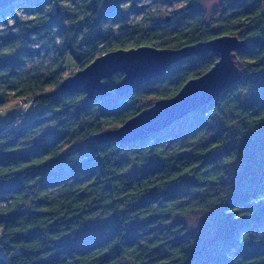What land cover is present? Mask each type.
Returning a JSON list of instances; mask_svg holds the SVG:
<instances>
[{
    "label": "clouds",
    "instance_id": "1",
    "mask_svg": "<svg viewBox=\"0 0 264 264\" xmlns=\"http://www.w3.org/2000/svg\"><path fill=\"white\" fill-rule=\"evenodd\" d=\"M100 2L97 8L95 0H10L11 11L0 16V215L24 214L18 227L0 224V264H17L21 248L31 247L12 243L31 213L62 209L65 215L82 192L95 195L96 164L118 178L117 189L127 183L135 195L155 197L161 223L171 227L143 235L123 256H109L131 211L129 194L118 191L88 212L68 213L75 218L61 221L67 227L43 233L45 261L103 264L106 257L108 264H128L138 257L137 264H172L187 255L192 264L203 239L201 264H264V221L255 219L264 187L249 177L246 202L231 204L241 151L238 159L229 155L238 142L264 134V71L257 67L264 39L255 40L264 24L247 30L264 20V0ZM112 62L164 68L125 95L119 92L129 80L125 70L100 76L107 94L96 99L83 84L71 87ZM226 68L235 78L223 87ZM213 84L214 99L181 119L142 140L116 142L148 116ZM225 136L233 141L229 149L214 150ZM186 153L207 159L193 163ZM147 173L151 178L141 179ZM218 212L242 225L230 240L228 225H214Z\"/></svg>",
    "mask_w": 264,
    "mask_h": 264
},
{
    "label": "trees",
    "instance_id": "2",
    "mask_svg": "<svg viewBox=\"0 0 264 264\" xmlns=\"http://www.w3.org/2000/svg\"><path fill=\"white\" fill-rule=\"evenodd\" d=\"M95 3L97 8L102 7L100 0H95ZM6 11L10 12L11 8L5 11H0V16H2ZM94 19L99 20V15L96 14ZM261 24H264V20L254 21L252 24L248 25L247 30H257L260 28ZM261 39H264V33H262V36L255 38L256 43L259 44ZM257 67H259L261 71H264V62H261V64ZM253 115L255 116L256 114L253 113ZM260 122L264 123V120H261ZM48 139L49 141H52L54 137L50 136ZM218 143L220 144V148L214 150L222 151L229 149L233 141L225 136L222 137ZM13 147L15 146L13 145ZM240 151V161L237 165V191L232 198L231 204H244L246 202L247 192L243 191V188L249 180V177H252L255 183L264 187V134L249 137L242 146L238 142L236 147L231 148L229 155L234 159H238ZM7 154L15 155L14 152L6 153V155ZM184 155L192 157L193 163L201 162L207 159L206 156H192L190 153H186ZM210 155L211 153H208V156ZM200 166L203 167V163H201ZM171 167L175 168L176 165H172ZM93 175L96 177V183L92 185L95 195L89 192H82L76 200L67 205V212L65 215H60V211H62V209H53L48 212H33L29 215L28 221H26L28 224L27 230L16 231L12 238V243L31 246L29 248H21L22 254L17 258V264H25V262H28V264H51L50 260L45 261L42 259L43 255L49 250L47 247H41L45 241L43 233L48 232L53 234L54 232H58L60 229L67 227V225L61 223V221L75 218L69 216L68 213L73 211L81 213L88 212L94 207L99 206L98 199L100 197L112 196L118 191L127 192L129 194V198L132 201L130 204L131 211H129L127 216V219L129 220L127 227H121L117 230L116 236L112 241L113 246L109 256H112L113 254L117 258L123 256L126 249L135 248L137 246L139 239L143 235L156 231H160L163 234V232L168 229L166 227L167 224L161 223L163 217L158 215L156 213V209L153 207L155 197L137 196L132 192L127 183H125L120 189H117L116 181L118 178L108 172L102 164L94 165ZM150 178L151 173H147L141 177V179ZM16 190L23 191V189L18 188V186ZM40 204L43 207H51V204H49L48 201H41ZM134 213H144L145 218L140 219L139 216H135ZM22 215L24 214L19 213V209L8 213L7 216L0 215V224H3L6 229L9 227H18V217ZM56 216H59V219H57L55 223L47 225V227L42 226L40 223L41 218L43 217ZM241 218L243 219L245 216L242 214ZM215 219L216 221L214 222V225H228V230L224 232L225 239L230 240L235 232H237L242 226L241 224H232L228 218L223 217L222 212H218ZM255 219L257 221H264V208L257 210ZM57 225H59V228H57ZM153 251H159V249H153ZM206 254L207 243L202 239V247L197 254L194 255L192 264H201L200 257ZM138 259V257L130 258L128 260V264H137ZM189 259L190 257L184 255L180 257V259L174 260L172 264H181V261L183 264H188ZM100 261H102L103 264H108L106 257H100ZM92 264H95V262H92Z\"/></svg>",
    "mask_w": 264,
    "mask_h": 264
},
{
    "label": "water",
    "instance_id": "3",
    "mask_svg": "<svg viewBox=\"0 0 264 264\" xmlns=\"http://www.w3.org/2000/svg\"><path fill=\"white\" fill-rule=\"evenodd\" d=\"M9 2L10 0H0V11L10 9ZM227 47H232V45H225V48ZM163 68L164 64L162 62L154 64L148 63L136 67L134 69L128 68L126 65L120 62H112L102 67L98 73L84 80L77 81L71 87L75 88L83 84L91 93L92 98L96 99L107 94V89L99 85L98 78L100 76H109L112 72L115 71L125 70L129 71V80L126 82L125 85H123L119 89L120 94L125 95L129 90L136 87L139 83L151 77L153 73L163 71ZM234 78V75L226 68L222 81V86H229L233 82ZM217 90L218 85L213 84L205 86L197 91H194L178 103L163 108L159 112L148 116L146 119L142 120L139 124L134 126V128L128 129L123 136L115 138V140L120 143H128L134 140H142L149 133L160 131L161 129L172 124L173 122L181 119L187 113L199 108L208 100L214 99Z\"/></svg>",
    "mask_w": 264,
    "mask_h": 264
},
{
    "label": "rangeland",
    "instance_id": "4",
    "mask_svg": "<svg viewBox=\"0 0 264 264\" xmlns=\"http://www.w3.org/2000/svg\"><path fill=\"white\" fill-rule=\"evenodd\" d=\"M0 19H2V17H0ZM166 227H167V228H170V227H171V225H166Z\"/></svg>",
    "mask_w": 264,
    "mask_h": 264
}]
</instances>
